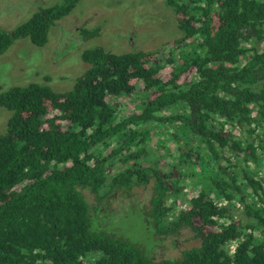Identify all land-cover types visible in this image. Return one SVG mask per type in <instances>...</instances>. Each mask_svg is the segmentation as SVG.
<instances>
[{"label": "trees", "instance_id": "1", "mask_svg": "<svg viewBox=\"0 0 264 264\" xmlns=\"http://www.w3.org/2000/svg\"><path fill=\"white\" fill-rule=\"evenodd\" d=\"M80 1L0 27V55L21 39L46 46ZM165 3L182 36L166 58L95 47L83 51L89 67L69 91L29 83L0 93L11 114L0 134V264H264V0ZM82 34L89 41L101 30ZM167 66L168 78L159 76ZM122 96L139 98L141 112L118 114L108 99ZM159 136L189 148L181 162L194 165L198 154L201 187L190 200L159 170ZM152 182L138 200L134 190ZM118 195L137 200L150 234L191 230L199 244L154 257L121 230L134 207L102 208Z\"/></svg>", "mask_w": 264, "mask_h": 264}, {"label": "rangeland", "instance_id": "2", "mask_svg": "<svg viewBox=\"0 0 264 264\" xmlns=\"http://www.w3.org/2000/svg\"><path fill=\"white\" fill-rule=\"evenodd\" d=\"M61 3L62 0H0V27L13 30L39 9ZM164 3L165 0H81L71 15L58 21L52 28L46 46L40 48L29 39H21L5 54L0 55V93L10 87L25 86L29 83L48 84L60 93L69 91L75 85L77 78L89 67L81 58L83 51L95 47H103L115 54L154 52L159 60L162 57L166 58L174 48V42L182 36L181 33L177 35L176 26L172 22L173 15H169L167 4ZM97 27L101 30L100 36L86 41L82 30ZM263 47L264 44L261 48ZM170 72L171 68L167 66L159 76L168 78ZM192 74L193 72H188L183 76L181 83L187 82ZM133 84H136V80ZM137 86L139 87L137 92L141 91L143 87L141 83ZM136 97L143 98L139 94H136ZM108 101L116 107L121 116L141 112L139 98L110 97ZM57 113L53 110V115ZM10 115L9 112L0 110V134L4 133ZM64 124L66 126V123ZM159 140L161 143L164 142L158 146L159 148L151 147L153 151L158 150L159 155L166 154L159 159L161 163L159 170L166 175H172L173 178H178V186L184 194L182 198L190 200L196 195L193 187L198 185L197 188H200L202 181L199 176V173L202 174V169L197 163V152L193 156L196 164L181 162L178 160V155L185 154L189 148L184 146V143H174L171 140L165 142L161 136ZM144 164L150 165L148 162ZM204 174L205 172L203 176ZM153 185L154 182L135 189L134 196H138V200L141 201L148 199L152 194ZM165 185L171 187L169 181ZM85 195L91 203H95V195L89 191H86ZM120 195L116 199L107 200L102 208L111 213H119L123 208L136 206L137 200L134 197L128 199ZM183 199L178 202L179 207L175 208L174 203L170 204L171 216L183 205L187 206ZM136 208L127 211L130 214L123 221L121 230L135 243L142 245L146 251H152L154 257H176L186 248L199 244V240L194 239V232L191 230H183L178 236L170 238L150 234L145 216ZM120 216L116 218L118 222L114 223L112 220L113 226L120 227L118 226L122 220Z\"/></svg>", "mask_w": 264, "mask_h": 264}, {"label": "crops", "instance_id": "3", "mask_svg": "<svg viewBox=\"0 0 264 264\" xmlns=\"http://www.w3.org/2000/svg\"><path fill=\"white\" fill-rule=\"evenodd\" d=\"M163 2V1H162Z\"/></svg>", "mask_w": 264, "mask_h": 264}]
</instances>
